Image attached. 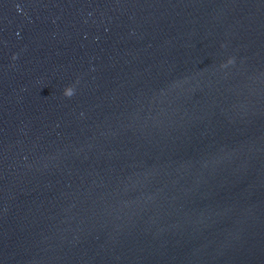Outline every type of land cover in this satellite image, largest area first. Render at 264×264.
<instances>
[{"label":"water","instance_id":"obj_1","mask_svg":"<svg viewBox=\"0 0 264 264\" xmlns=\"http://www.w3.org/2000/svg\"><path fill=\"white\" fill-rule=\"evenodd\" d=\"M0 264H264V0H0Z\"/></svg>","mask_w":264,"mask_h":264},{"label":"clouds","instance_id":"obj_2","mask_svg":"<svg viewBox=\"0 0 264 264\" xmlns=\"http://www.w3.org/2000/svg\"><path fill=\"white\" fill-rule=\"evenodd\" d=\"M12 59L13 60H15V59H17V57L14 55L13 57H12ZM234 61L232 60V59H229L228 61H227V64H232ZM226 65H222V67H225ZM75 94V88H74V86H69V87H67L65 90H64V92H63V95H64V97L65 98H71L73 95Z\"/></svg>","mask_w":264,"mask_h":264}]
</instances>
